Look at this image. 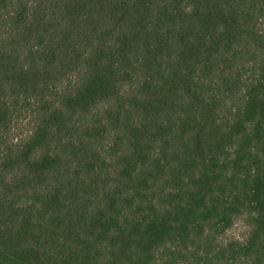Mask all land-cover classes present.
Returning a JSON list of instances; mask_svg holds the SVG:
<instances>
[{
  "label": "trees",
  "instance_id": "obj_1",
  "mask_svg": "<svg viewBox=\"0 0 264 264\" xmlns=\"http://www.w3.org/2000/svg\"><path fill=\"white\" fill-rule=\"evenodd\" d=\"M0 264H264V0H0Z\"/></svg>",
  "mask_w": 264,
  "mask_h": 264
},
{
  "label": "rangeland",
  "instance_id": "obj_2",
  "mask_svg": "<svg viewBox=\"0 0 264 264\" xmlns=\"http://www.w3.org/2000/svg\"><path fill=\"white\" fill-rule=\"evenodd\" d=\"M25 130H21L24 133ZM249 232L248 227L243 222H237L228 232L223 236V239H240L245 240Z\"/></svg>",
  "mask_w": 264,
  "mask_h": 264
}]
</instances>
